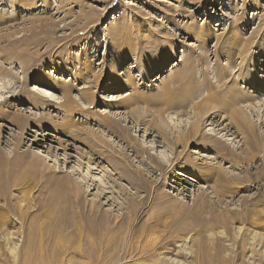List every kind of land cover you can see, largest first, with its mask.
Returning <instances> with one entry per match:
<instances>
[{
    "label": "rangeland",
    "instance_id": "1",
    "mask_svg": "<svg viewBox=\"0 0 264 264\" xmlns=\"http://www.w3.org/2000/svg\"><path fill=\"white\" fill-rule=\"evenodd\" d=\"M12 1L0 0V15L13 19L0 23V55L11 52L13 43H16V51L22 50L25 46L20 41L28 40L31 32H39L40 24L50 33L42 44L30 46L32 57L36 54L40 57L35 58L37 63L31 62L28 65L31 68L23 70L25 63L22 61V64H18L16 55L10 59L12 62L9 63L16 65L13 68L15 77L3 76V68L9 67L0 59V95L7 94V91L16 92L0 105V157L7 161L4 167H0V217L3 218L0 223V264L24 263L28 247L38 245L35 238L39 237L40 230L44 248L49 249L52 240L58 244L62 241L60 249L63 262L59 264H116L120 246L113 249V255L107 257L112 258L106 263V260H96L88 254H74L75 248L82 241L75 237L74 230L75 222L79 221L78 212H85L96 204L98 215L105 216L110 227L118 225V237L123 248L128 246L126 243H129L130 227L136 224V215L145 202L143 200L148 197L141 223L149 225L157 220L161 223L150 235L145 234L133 240L134 246L141 250L147 249L150 243L155 244L152 248L157 246L154 257L145 260L146 263L210 264L208 257L201 255L213 243L221 241L224 249L220 256L225 259L224 264H264V241L257 245V251L253 253L255 255L251 254L248 247L244 250L241 244V238L248 239L251 232L264 236L259 225V218L264 214V202H260L264 192V152L251 150V140L245 139L242 134L235 132L232 136L228 134L224 137L225 132L221 130L226 123L229 124L227 116L231 112L237 115L239 111L240 117L253 127L264 142V85L260 90L251 92L248 83L238 81L237 92L243 93L246 98L241 97L238 103L231 105L228 112L219 113L220 117L215 118L212 115L222 111L213 108L220 107L218 104L221 101L217 95H208L207 90L203 89L190 97L183 112H178L165 104L171 96L162 89L171 85L174 72L183 68L185 61L189 60L198 81H203L202 69H205L213 90L222 88L218 73H222L220 69L227 65V58L232 54V46L228 47L233 39H237L239 48L246 47L247 59L242 61L236 55L235 66L229 68L230 74L236 78V70L243 67L247 75H255L264 81V0H81V5L75 4V0H35L33 6L26 8ZM79 16H86V19H79ZM84 21L90 22L89 25H84ZM118 28L122 33L123 28L129 31L128 44L132 48L127 55L124 52L114 55L115 50H121V42L126 40L120 31L114 32ZM81 33H85V36ZM198 34L203 37L207 34V41L201 36L197 37ZM159 36V46L155 48L156 55L152 58L154 65L166 60L165 66L159 72L152 70L149 76L142 78L135 66L144 60L145 55L142 53H148L153 47L147 46L144 52L138 53L134 50L155 42ZM49 37L56 39V47L61 46L65 52H58L59 47L56 52L48 49ZM86 58L88 64L91 63V72L85 74L84 80L75 78L70 83L73 89L65 92L72 94L75 106L66 107L64 102L55 110L33 107V92L38 93L37 88L40 91L45 89L42 78L47 74L46 70L52 71L56 64L63 66L59 78L66 82L71 72H75L79 65L82 67ZM70 63L73 65L69 66ZM110 67L119 80L118 84L112 85L110 79H107L109 77H106L99 90L93 88L92 76L110 71ZM37 73L41 74V78L35 75ZM129 79L133 80V87L128 84ZM87 90L93 91L99 98L96 107L91 109L95 115L88 116L86 110L80 109V104L86 105L81 94ZM52 93L63 102L62 91L55 90ZM126 94L130 95L125 99L139 96L141 100L134 107H105L111 98H122ZM249 94L252 97H248ZM209 96H213V99H209ZM193 104H204L206 114H194L190 110ZM241 108L245 113L241 112ZM159 111H164L165 119L174 127L179 126L180 131L194 123L200 125L202 134L215 133L233 148L236 158L243 160L238 165L231 163L228 158L223 160L200 136L185 149L178 144L170 151L167 146L159 144L156 132L147 129L150 123L162 124ZM141 112L145 115V125L138 129L132 123V114L137 116L135 113ZM107 116L127 129L133 142L139 141L150 152L165 159V162L172 160V174L163 177L142 159V155L132 153L115 134L98 123L101 117ZM222 116L226 117L223 122ZM24 118L28 123L21 126L18 119ZM174 127L172 132L177 131ZM234 131L235 128L231 130ZM92 140L101 141L102 144L98 142L101 147L111 150L113 156L120 159H114V162L109 159L100 161L90 145ZM118 162L127 167L130 175L140 176L150 193L139 189L121 171L114 170ZM187 162L191 165L188 166ZM207 169L214 173L213 179L199 175ZM217 173L231 180L234 194L231 195L226 188L218 187L214 180ZM90 177L96 179L95 183L88 180ZM250 181L251 185L242 189ZM98 185L102 187L98 188ZM246 209L253 210L252 214L256 215L251 224L230 221L211 230H204L207 226L205 224L211 223L212 215L227 219L233 213ZM22 213L25 218H21ZM62 224L66 231L59 229ZM238 228L245 230V236L238 238L234 234ZM51 230L60 234L53 235ZM223 231L227 232L226 237L221 236L220 232ZM59 235L62 236L59 238ZM177 245H182L189 253L192 251L193 255H179L181 250ZM9 248H13L14 252L10 253ZM83 249L86 253L89 251L85 245ZM34 255L38 258L37 253ZM212 262L221 264L219 259ZM122 263L132 264L121 260L117 264Z\"/></svg>",
    "mask_w": 264,
    "mask_h": 264
},
{
    "label": "bare ground",
    "instance_id": "2",
    "mask_svg": "<svg viewBox=\"0 0 264 264\" xmlns=\"http://www.w3.org/2000/svg\"><path fill=\"white\" fill-rule=\"evenodd\" d=\"M12 2H14L16 4L19 3V4H21V6H23V7L25 6V8H26V7L33 6L35 0H13ZM75 4L81 5V0H75ZM180 7H182V6H180ZM80 18H82L84 20V19H86V16H79V19ZM6 20L12 21L13 19H12V17H6L5 15H0V23H5ZM88 23H90V22L84 21V25L88 24ZM43 26L40 24L39 27L41 29L39 32H33V33L31 32V37L28 40L20 41L25 46L22 50L16 51V43H13L12 44L13 50L11 52H9V53L4 52V54L0 55V59H2V62H4V64L8 65V67H9V68H3V76L4 75L6 77L10 76L9 78L15 77L14 76L15 72H13L14 71L13 68L16 65H14V63H9V62H12L10 59L15 55H16L15 57H17L18 64H20V63L22 64V61L25 63L24 64L25 66L24 67L22 66L23 70L25 69V71L27 69L31 68L30 66H28L31 62L37 63V60L35 59L36 57H38L37 54L33 58L32 57L33 53H29V52H30V46H32V45L37 46L39 44H42L47 39V35H48V33H50V30H46V29L44 30L42 28ZM87 28L88 27H86L85 29H87ZM123 30L125 33L124 32L122 33V30H120L119 28L116 29V31H114L116 33H119V31H120L122 35H125V39H126L124 43L121 42V48H120L121 50L120 51L115 50V52H114L115 56L118 54H122L123 52L125 53V55H127V53H129V51L132 48V46L130 44H128L129 37L127 36V34L129 31H127V29H124V28H123ZM85 33H88V31ZM81 34H80V36L84 35V34H82V35ZM199 36H201V38L204 39L205 41H207V39H208L207 34H205V37H203L202 34L197 35V37H199ZM49 38H50V40L47 43L48 49H51V50L54 49V51L56 52V51H58L57 48L59 47L60 50L58 52H61V53L65 52V50L63 48H61V46L56 47L57 46V42L55 41L56 39L54 40L52 37H49ZM160 38L161 37L159 36V38L155 42L149 43V45L146 44L140 48H138V47H137V49L134 48L135 49L134 51L138 53V51L144 52L143 49L146 48L147 46L153 47L152 49L148 50V53H142L145 55L144 60L142 61V63L137 62L136 66H135L139 69V71H140L139 75L142 78L149 76L152 70H154V71L158 70V72H159L162 69V67L165 66L166 60H162L160 62H157L154 65L153 58H152V56L156 55L155 54L156 52L154 50L157 46H159L158 43L160 42ZM202 42L204 43V41H202ZM230 43L231 44L229 45L228 48H231V46H232L231 49H233V51H232V54L230 57L227 56L228 57L227 58L228 59L227 65H226L227 67L224 66V68H222V70L220 69V71L222 73H218V81L220 84H222L221 85L222 88L218 87L217 88L218 90L217 89L213 90V86L211 84L210 78H208V75H207V72L205 71V69H202V73L204 74L203 75L204 76L203 81H201V82L198 81L194 76V70H193L194 68L191 65L192 62L190 60H189V62L185 61V66L183 68L179 69V71H176V73L174 72V75L172 76V80H171V85L165 86L164 88H162L163 92L165 94L171 96V98L169 97L170 99L167 100L165 104H167V106H169L170 108L176 109L175 111H178V112L182 111L183 112L184 111L183 109L188 105L190 97H193L195 94H197L201 90L206 89L208 92V95L212 94V95H215V97L217 95L221 101V102H219L220 104H218V105H220L219 108L213 107L214 109L217 108L218 110L219 109L222 110L221 112H216V114L212 115V118H215V117H220L219 113L228 112L231 108V105L233 103H238V100L241 97L246 98L243 93L237 92V90L239 89V87L237 88V82L238 81H242L243 83H248L249 87L251 88V92H253L255 89L260 90L264 85V81L259 80L255 75H251V74H250V76L247 75V73H245L246 72L245 68L239 67L238 70H236L237 71L236 72L237 73L236 78H233V76L230 74L229 68L235 66V60L237 59L236 55L241 57L242 61H245L247 59V56H246L247 53L245 52L247 49L245 46H241L239 48V46L237 44V39H233V41ZM0 52H1V50H0ZM244 52H245V54H244ZM27 56H29L31 59L28 60ZM43 57H44V55H43ZM39 58L40 57H38V59ZM43 59H45V58H43ZM143 63L146 66L145 68H143V66H144ZM44 64H45V62H44ZM71 64L72 63H70L69 66ZM90 64H88V60L86 58L85 62L82 64V67L79 65V67L77 69H75V72H71V76L69 78V81H71V82H69L68 80L65 82V80L63 78H59V73L61 72V70H63V66H59L58 64H56L55 67L52 68V71L46 70L47 74H45L44 75L45 77L42 78V80L47 82V83L43 82V87L45 89H42V91H40V89L38 90V88H37L38 93L33 92L34 98H35L34 103H33V107H38V108L42 107V109H50V110L52 108V110H55V108L57 109L58 107H60L59 105H61V103H64V102H66V107L67 106L71 107L72 105L75 106V100H74V97H72V94H70V93L66 94L65 92H66V90H67V92L68 91L70 92L71 89H73L72 88L73 85H71L70 83H72V81L75 80V78L79 77V80H81V79L84 80L86 78L85 74L89 75V72H91L90 71V66H91ZM153 66H157V68H154ZM244 66H245V64H244ZM0 70H2V69H0ZM64 71H65V69H64ZM84 71H87V72H84ZM35 75H38L37 77L41 78L40 77L41 74L37 73ZM93 76H92V87L95 89H98V90L100 89V86L103 85L102 83L106 79V77H109L107 79H110L112 85H117L119 82L117 77L113 75L111 67H110V71H107V72L102 71L101 73H97L94 77ZM48 78H50L51 80H54L55 83L49 82L50 80ZM159 78H160V76L158 77V79ZM24 81H25V78H24ZM128 84L133 87V85H134L133 80L129 79ZM47 88H49L51 90H47ZM58 88H60V89H58ZM86 88H88V87H84V89H86ZM0 90H1V87H0ZM55 90L56 91L60 90L64 93L63 102L60 101V98L58 96L54 95L55 93H52V91L54 92ZM31 91H35V90H31ZM5 93H7V94L0 95V105L3 103H6V100L8 98H11L12 96H14L16 92L7 91ZM129 95L130 94H126L125 96L123 95L122 98H115V99L111 98V100H108L110 103L105 105V107L108 109H120V108H123L125 106L134 107L137 104V101L141 100V98L139 96H135L134 98H130V99H125V97H127ZM81 96L86 101V105L80 104V109H83L84 111L86 110L85 113L88 116L89 115H95V112H93V110H91V109H94L96 107V104H98V102H99V98H98L97 94L94 93L93 91L87 90V91H83ZM249 96H251V95L249 94L248 97ZM209 97H210L209 99H213V96H209ZM190 108H191L190 110H193V113L196 115H199V114L205 115L206 114V111H205L206 107L204 106V104H200V105L199 104H193V105H191ZM133 110L131 111L132 113L134 112ZM218 110H216V111H218ZM128 112H130V111H128ZM241 112H244L242 108H241ZM164 113H165L164 111H159V113H158L160 115L159 117L161 118L160 123H162V124H159L158 122L150 123L147 125V129L149 131L152 130V131L156 132L157 138L160 139L159 144L167 146V148L170 151H173L178 144L182 145L183 148L185 149L189 143H192V141H194V139H196L198 136H200L201 138L205 139V141H207L209 143L207 145H210V147H212L216 150L218 155H221L223 160H227V158H228V160H231V163H233L234 165L240 164V162L243 160L240 158H236V156L233 155L234 154L233 148L230 147L228 144H226L225 140L217 137V135L215 133H214L215 135L210 134V133H203L202 134L201 130H200V125L199 124L194 125V123L189 125L187 127V129L184 128V130L180 131L179 126L176 125L174 127L173 124L169 120L165 119ZM235 113H237V112H235ZM48 115H49V113H48ZM135 115H137V116H134V114H132V118L134 120V122H132V123L133 124L135 123V126L139 129L140 126L145 125V120H144L145 115H143L142 112H141V114L135 113ZM229 115L230 116H227V118L229 119V124L226 123L223 127H221V130L225 132L224 137L228 134L230 136H232L235 134V132L236 133L238 132V133L242 134L243 136H245L244 137L245 139L251 140L250 141V143H252L250 145L251 150L254 149V150L259 151V152H264L263 138L255 133L253 127L244 118L240 117L241 114L239 113V111H238L237 115H235L232 112ZM208 117H211V115H209ZM100 119H101V122H98L99 124H101L102 126H105L109 131H111L113 134H115V136L118 139H120V141H122L124 144H126L128 146V149L132 153H135L137 155L138 154L142 155L141 156L142 159L144 161H147L149 166L152 165V166H150L151 168L157 170V172L162 174L163 177H165L166 174H170V175L172 174V171L174 169V165H173L172 160L168 159L167 162H165L164 161L165 159L163 160L158 155L150 152L149 148L141 145V143L139 141H138V143L133 142L129 136L128 130L125 128L123 129L120 125H118V123L115 121V119H110V118H108V116L107 117H101ZM100 119H99V121H100ZM18 120L20 121L19 124H21V126H22V124H25L27 122V120H25V118H24V120H20V119H18ZM213 120H215V119H213ZM225 120H226V117L225 118L223 117L222 122ZM96 121H98V119ZM172 126L177 130L176 132L175 131L172 132V128H173ZM233 128H235L236 131L231 132V130ZM98 142L92 140V143L90 145L94 149V151H93L94 154H96L97 158L100 161L105 160V159H109L110 161L114 162V159H117V160L120 159L118 157L113 156L111 150H108L105 147H101V145H99V143L102 144L101 141L99 143ZM222 152H225L226 154H223ZM230 156H233L234 159H232ZM252 158H253V156H252ZM6 163H7V161L4 160L2 157H0V167H4ZM191 163H192V161H191ZM187 164H188V166L191 165L190 162H187ZM123 165L124 164H120L119 162L116 163L114 170L121 171L122 174L124 176H127V178L130 179L132 183L137 185L139 187V189L143 190L144 192L150 193V190H148L145 182H143V180L140 178V176L130 175L128 173L127 167H124L125 165L124 166ZM126 170H127V172H126ZM201 173H203V174L201 175L199 173V175L205 177L206 179H213L214 178V177H212V175L214 173L210 169L203 170V171H201ZM88 180L92 181L93 183H95V181H96L95 178H91V177ZM214 180L220 189L226 188L231 195L235 193V191H233L234 189L232 190L233 183L231 182L230 179H227V178L223 177L222 175H220L219 173H217ZM251 183H252V181L246 183L242 187V189H245V186L251 185ZM258 184L259 183H257V185ZM101 187L102 186L98 185V188H101ZM246 188H247V186H246ZM75 197H77V196H75ZM260 198H259V201L261 200ZM148 199H149V197H148ZM148 199L143 200V202L144 201L145 202L141 205L140 212H138V214L136 215V222H135L136 224L133 225L132 227H130L131 230L129 231V243H126L128 246H124L123 248H121L122 243L119 241V237H118V230H119L118 225H113L112 227H110L109 226V220L105 216H99L98 215V212H97L98 206L96 204H94L89 210H86L85 212L80 210L78 212L79 221L75 222L74 230H75V237H77V238L79 237L80 240H82V241L75 248L74 254L77 256H85L86 254H88L89 256L91 255L96 260H99V259L106 260L105 261V263H106L112 258V257L111 258H107V257H110L113 255L112 254L113 249H115L116 247L119 248V246H120V249L118 250V252H120V255H119V258H118L116 264L120 260L123 262H125V261L131 262L132 264H158V263H146L145 262V260H149V259H152V257H154L155 250L157 248V246L152 248V246H155L154 243L148 244L149 249L147 248L144 250H141L139 247L134 246V244H133L134 239L141 238L145 234L150 235V233L155 230V227L159 226L161 223L159 220L154 221L152 224H149V225H143V223H141V219L146 213L145 210L147 208V200ZM260 202H264V192L262 193V201H260ZM252 213H253V210L246 209L242 212H238V213L236 212L235 214L233 213V216L230 215V217L227 219H225L224 217H215V215H212L210 218L211 223L208 222L207 224H205L207 226L205 227L204 230L205 231L211 230L212 228L218 226L219 224L224 225L226 223H231L230 221H232V222H236V221L243 222L244 221L245 223L251 224L254 221V218L256 216V215L254 216ZM21 218H25L24 213L21 214ZM260 219H261V223L259 225L261 226V228L264 231V214L262 216H260L259 220ZM2 220H3V218L0 217V223L3 222ZM196 225H198V224H196ZM196 225L194 226L195 228L197 227ZM205 225L203 224V226H205ZM184 226H186V224L183 225V227ZM61 227L62 228L59 227L60 230L66 229L65 226H63V224ZM37 229H39V228H37ZM48 230H49V227H48ZM178 230H180V229H178ZM51 232L54 233L53 235H56L57 233L60 234V232H57L56 230H51ZM184 232H185V230H184ZM38 233H39L38 234L39 237L37 239L35 238V242H38V245L34 244V245L28 247L27 258L24 261V263H22V264H59V263L63 262L61 259L62 253H61V249H60V246L63 244L62 241H61V244H60V242L58 244L56 242L53 243V240H52V243L50 242L51 245H49V249L44 248L43 243H42L43 234H42L41 230L38 231ZM180 233H182V232H180ZM220 234L222 237L227 236L226 231L220 232ZM234 234L235 235L237 234L238 238L240 236L241 237L245 236V230L244 229L241 230V228H238L237 230L234 231ZM248 235H249V238L247 237L248 239H246V240L245 239L242 240V238H241L242 247L244 250L247 249L246 247H248V250H250L251 254L256 253V251H257L256 247H257V245H261L260 241H262V244H263L264 236L262 237L260 234L257 235L256 233H252V232ZM60 236H62V235H59V238H60ZM55 237H57V236H55ZM235 238H236V236H235ZM55 239L56 238H54V240ZM57 240H59V239H57ZM49 241H50V239H49ZM82 242H83V244H81ZM219 242L221 243V241H219ZM220 243H217V244L213 243V245L210 246L209 250L212 249V250H210V252L214 251L212 255H210L209 250L207 251L206 249H205L206 253H203V254L201 253L202 255L201 254H199V255H201V256L206 255L209 259L210 264H214L212 261L217 260V259H219V262L221 264H224L225 259H223L220 256V253L223 251L224 248ZM75 244H77V243H75ZM84 245L87 247V249H89V251L87 253L83 249ZM176 247L181 250V251L179 250L180 251L178 253L179 255L182 254L184 257H186L188 254H190L189 257H191V255H193V253H191L192 251L190 253L187 252L188 250L185 247H183L182 245H177ZM62 248H63V246H62ZM59 249H60V252H59ZM9 252L13 253L14 249L9 248ZM34 253L38 254V258H35ZM253 255H255V254H253ZM135 257H136V259H135ZM140 259H143L144 261L143 260L141 261ZM263 259H264V257H263Z\"/></svg>",
    "mask_w": 264,
    "mask_h": 264
}]
</instances>
